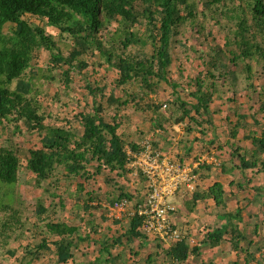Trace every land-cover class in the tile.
<instances>
[{"label": "trees", "instance_id": "16d2710c", "mask_svg": "<svg viewBox=\"0 0 264 264\" xmlns=\"http://www.w3.org/2000/svg\"><path fill=\"white\" fill-rule=\"evenodd\" d=\"M209 19L222 31V45L210 46L203 59L204 71L189 79L178 65L179 78H171L177 59L175 48L182 46L186 57L190 51L197 52L180 34L189 28L198 35L204 34ZM64 41L68 44L63 46ZM43 52L47 58L39 64L38 56ZM91 56L95 57L93 65L105 64L114 71L112 87L106 93L105 85L86 80L84 89L92 98L91 107L84 106L73 116L81 129L73 127L71 119L61 113L53 115L58 122L49 121L52 113L40 96L42 89L53 84L61 90L53 98L60 101V93L68 96L75 75L84 76L83 71L91 65L87 59ZM238 73L250 93L259 87L255 99L259 108L250 114L258 124L255 115L264 113V0H0V264H33L46 252L48 264H65L69 260L83 264L75 259V251L90 240L98 244V254L85 264H118L122 254L117 249L131 250L136 246L133 254L137 255L148 240L158 245L162 261L174 264L200 254L202 245L218 247L226 238L235 257L244 250L245 264H264L262 256L255 255L264 247V238L256 242L240 230L242 207L238 205L216 212L219 225L207 228L195 245L189 242L185 224L181 228L174 223L182 239L161 246L157 236L142 232L143 218L136 214L113 219L121 229L116 234H101L94 240L90 236V232L97 233L94 212L101 210V219H107L102 202L112 204L126 198L136 205L145 196L142 178L143 191L137 189L138 194L128 192L123 185L130 172L126 168V147L138 152L143 146L137 140L123 139L119 131L123 116L120 111L132 103L136 110L150 111L152 130L163 129L165 122L173 119L174 123L187 120L190 131L191 124L209 122L206 118L211 102L219 97L220 87L235 80ZM219 77L223 79L220 86ZM183 79H189L184 88L186 99L178 91ZM162 83L171 89L164 101L170 111L168 117L161 112L163 102L156 103L149 97ZM115 89L122 94L118 95ZM234 113L237 119L229 133L232 139L237 138L239 128L245 129L243 120L248 117L237 109ZM9 130L13 135L37 132L40 136V146L33 145L24 153V167L32 174L33 188H40L53 203L37 198L32 212L24 207L22 193L17 191L22 167L20 149L12 143ZM242 139L249 141L253 149L250 155L240 152L238 146L232 150V156L239 159L237 167L241 172L256 166L264 171V124L259 134L248 129ZM150 143L158 150L157 142ZM201 169L210 170L211 165L200 163L194 169L197 178H206L209 173L200 175ZM220 172L230 173L231 169L222 166ZM58 174L71 182L80 178L85 184L77 182L72 191L63 194ZM100 175L108 185L105 190L89 183ZM237 185L244 186L241 181ZM66 195L72 199V216L55 218L51 214L53 206L58 204L66 210ZM207 199L216 206L226 204L222 182L216 180L203 190L194 187L184 206L191 212L198 201ZM253 199L264 205V186L256 187ZM251 200L247 203L251 204ZM177 211L176 207L173 214ZM78 219L80 223H75ZM257 227L254 224V233ZM244 240L249 244L256 242V250L243 249ZM158 255L159 251L149 253L146 262H153ZM233 264H239L238 259Z\"/></svg>", "mask_w": 264, "mask_h": 264}, {"label": "rangeland", "instance_id": "374dc122", "mask_svg": "<svg viewBox=\"0 0 264 264\" xmlns=\"http://www.w3.org/2000/svg\"><path fill=\"white\" fill-rule=\"evenodd\" d=\"M198 20H201V17L198 16ZM212 20H207L205 24L204 34H197L196 30H191L188 26H185L189 29L184 30L183 34H180V38L187 44L192 45L197 52L190 51L188 57H186V53L182 50L184 49L182 46H177L175 48V54L177 59L175 60L173 69V73L171 74V78L178 79V65H180L182 71L185 75L190 78H193L199 71H204L205 65L203 64V59L207 58V52L209 51L210 46L214 45H222L223 43V33L220 30L218 24L212 23ZM111 26H108L110 29ZM46 29L50 30L51 28ZM55 31V30H54ZM105 31H103L104 34ZM57 36V34H55ZM68 42L64 41L63 46L67 45ZM202 57V58H201ZM47 58V53L43 52L38 56V63H43ZM89 62L91 61V65L87 67L83 71V75L76 74L75 80L72 85V89L69 91V95L65 96L61 94V100L58 101L53 98V95L59 91L56 85L46 84L42 89V93L40 94L41 98L44 97L45 104L49 105V110L52 113V118L48 119L51 122H58L59 120L54 117L56 113H61L63 117H67L71 119V125L78 129H81L78 122L73 118V116L82 110L84 106L90 109L91 107V96L84 89V84L86 80L94 82L98 81L100 85H105V91H109V89L113 85V80L116 75L113 70L110 68H106L105 64L102 66H98L97 64L93 65L95 62V57H88ZM180 63V64H179ZM189 79L184 80L181 86L178 87V91L180 95L186 99L187 92L184 88H186V82ZM257 83H260V79L257 80ZM217 84L220 86L223 84L222 78H217ZM257 86V85H256ZM221 91L219 92V97H216L210 104V115L206 118L209 122H203L201 125L191 124V130L187 129V120L181 123H174L173 119L171 121H166L163 129H154L152 130L151 126V113L147 110L135 109L132 103H129L125 108H123L120 113L123 115L121 118V125L119 127V131L123 136V139L126 141L137 140L138 142L144 143L147 139L152 142L155 141L158 144V148L161 151H166V154L172 157V159L177 161H183V163L199 162L202 164L211 165L210 170L201 169V173L208 174L209 176L206 178L200 179L197 178L195 189H206L212 182L220 181L224 185L225 196H226V204L223 206H216L212 199H207L204 201H199V206L194 212L193 219L184 220L183 224H185L188 237L191 245H195L203 239L204 231L207 228H213L214 226L219 225L220 221L216 217V212H221L227 209H233L236 205L241 206V215L242 221L239 223L240 230L243 231L248 238H252L256 242H261L264 238V205H261L258 200L253 199L256 193V187L264 186V171L259 170V168L252 167L241 172L237 167L239 164V159L237 156H232V150L239 147L240 152H245L247 155H250L251 150L253 149V145L246 140H241L243 134L248 129H254L257 133H260L262 124H264V113L258 112L257 119H259V123H254L253 117L250 116L255 109L259 108V103H255V99H257V90L259 87H256L255 93H250L245 89V83L243 81L242 76L238 73L237 78L235 80H231V82H226L221 87ZM116 93L122 94V91L115 89ZM171 89L162 83L157 92L149 94L152 101L158 103L163 102L161 107V112L165 115V117L169 116L170 111L168 110V106L165 105V100L170 94ZM252 96V98H251ZM105 105V103H104ZM250 105L253 108H250ZM106 107V105H105ZM239 113H245L248 117L243 120L245 124L244 128H239L237 138L232 139L229 135L231 131V126L233 121L237 119L235 116V110ZM105 117L108 116V110L105 109L103 111ZM11 130L8 131V136H12V143H14L20 149V157H21V170L18 174V183H17V191H20L23 196V205L29 211L32 212L35 208L37 198H42L46 204L53 203V200L49 197L47 198L41 189L38 187L32 186L33 178L32 174L28 172L25 167V155L24 153L29 147L40 146V136L37 132L32 133H24L20 135L11 134ZM11 139V138H10ZM225 166L227 168L230 167V173H222L221 167ZM204 171V172H203ZM128 179L124 180L123 185L125 186L128 192L132 194H138L136 192L137 189L143 191V186L140 182V178L133 177L132 174L128 173ZM60 180V192L65 193L73 190L77 182L84 183V180L77 178L71 182V179H66L62 176V174H58V178ZM103 178L97 176L94 180H90L89 183H92L93 187H98L101 185L102 189H107L108 185L105 184ZM231 181H234L232 183ZM242 182L243 187H238L237 182ZM192 192V191H191ZM191 192L185 193L183 197L179 194L176 196H171L170 199L172 201L181 202L179 207L180 213H182L184 218L191 212H188L184 206L185 200L191 197ZM179 196V197H178ZM47 198V199H46ZM65 204L66 210L60 209L58 204L53 206V213L55 218L66 219V217L72 216V213L69 211V207L72 203V199L69 196H65ZM251 200L252 203H247V200ZM257 199L262 198L260 196ZM103 203V202H102ZM132 203V202H131ZM247 203V204H246ZM187 211V212H186ZM101 210H96L94 212V220L95 224H97V233L90 232V236L94 239L98 238L101 234L111 235L116 234L117 231L120 232V227L118 224L112 222L105 214L107 219H101ZM86 220L90 219V216H83ZM72 218V217H70ZM75 223H80L79 219L75 220ZM191 223H193L195 227H191ZM258 224L256 232L254 233V224ZM124 226L126 223L124 221ZM85 228L82 229V231ZM88 230V228H86ZM84 233V231H83ZM25 242V241H23ZM256 242L249 244L247 240L242 241V248L245 249L249 247L251 251L256 250ZM154 243V242H153ZM17 245V243L15 244ZM202 245V244H201ZM217 249L214 247L201 246V255H191L189 259L194 256L198 261L202 260L204 262L209 261L210 264H233L235 259H238L239 264H245L243 261V252L241 250V255L235 257L233 248L231 247L230 242L227 240H223ZM98 244L91 241L89 243H81L79 249L75 251V259L85 264L87 261L92 260L97 254ZM133 246V249L123 250V248L117 249L121 251L122 261L118 264H133V261H146V252L142 250H138V254L134 255L133 252L137 250V247ZM117 251V252H118ZM151 252L159 251V255L156 256L153 262H149L146 264H168V262L162 261L161 250L158 245H153ZM114 252V253H117ZM48 252H46L40 259L35 261L33 264H48L46 261L48 259ZM256 257L262 256L264 260V247H262L259 251L255 252ZM174 264H180L175 263ZM254 262H251L253 264ZM65 264H73V260L67 261Z\"/></svg>", "mask_w": 264, "mask_h": 264}, {"label": "built area", "instance_id": "2783aa9c", "mask_svg": "<svg viewBox=\"0 0 264 264\" xmlns=\"http://www.w3.org/2000/svg\"><path fill=\"white\" fill-rule=\"evenodd\" d=\"M143 148L131 151L126 147V168L133 177L142 178L145 196L140 204H133L126 198L114 203L103 202L105 215L113 219L137 215L143 218L142 232L157 236L162 245L168 246L172 241H180L182 234L174 226L172 214L177 205L171 196L191 192L197 181L194 169L199 162L181 163L152 148L149 141L142 143Z\"/></svg>", "mask_w": 264, "mask_h": 264}, {"label": "crops", "instance_id": "0c3cea01", "mask_svg": "<svg viewBox=\"0 0 264 264\" xmlns=\"http://www.w3.org/2000/svg\"><path fill=\"white\" fill-rule=\"evenodd\" d=\"M165 153H166V151H164ZM169 156V155H168ZM185 193H187V192H183V195H185ZM179 197V196H178ZM175 203H176V205H177V208H179L180 207V205H181V202L180 203H178L177 204V202L178 201H174ZM200 202L198 201V204H199ZM196 205V207H195V209L193 210V211H191V214H189L188 216H186V217H189V218H184L183 216V214L182 213H180L181 211H177L175 214H173L172 215V220H173V222L177 225H179V227H181V228H184V224H183V221L184 220H192L193 218V216H194V212H195V210L197 209V207L199 206V205ZM186 209V208H185ZM187 210V209H186ZM188 211V210H187ZM186 211V212H187ZM189 212V211H188ZM194 224L193 223H191V227L193 228V227H195V226H193ZM190 242V241H189ZM153 245H155V243H153V242H151L150 240H148V242H147V244L145 245L146 247H144V249H141L142 251H145L146 252V256L149 254V253H151V249H152V246ZM218 247H220V246H218ZM218 247H214V249L216 248H218ZM199 255H201V253L199 254ZM133 264H146V261L145 262H143V261H141L140 260V258H139V261L137 262V261H133ZM180 264H210L209 263V261H207V262H204V261H202V260H200V261H198L194 256H192L190 259L188 258L186 261H184V262H181Z\"/></svg>", "mask_w": 264, "mask_h": 264}, {"label": "clouds", "instance_id": "9594fccd", "mask_svg": "<svg viewBox=\"0 0 264 264\" xmlns=\"http://www.w3.org/2000/svg\"><path fill=\"white\" fill-rule=\"evenodd\" d=\"M161 246H164V245H161Z\"/></svg>", "mask_w": 264, "mask_h": 264}]
</instances>
